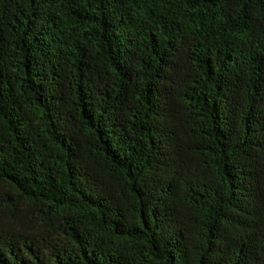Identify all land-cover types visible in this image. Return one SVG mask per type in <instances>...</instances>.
Returning <instances> with one entry per match:
<instances>
[{
    "label": "trees",
    "instance_id": "1",
    "mask_svg": "<svg viewBox=\"0 0 264 264\" xmlns=\"http://www.w3.org/2000/svg\"><path fill=\"white\" fill-rule=\"evenodd\" d=\"M0 264H264V0H0Z\"/></svg>",
    "mask_w": 264,
    "mask_h": 264
}]
</instances>
